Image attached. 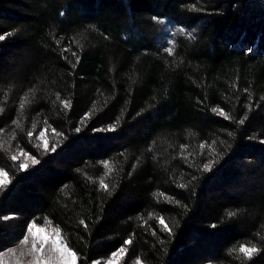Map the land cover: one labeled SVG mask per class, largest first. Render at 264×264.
Here are the masks:
<instances>
[{
    "label": "trees",
    "instance_id": "trees-1",
    "mask_svg": "<svg viewBox=\"0 0 264 264\" xmlns=\"http://www.w3.org/2000/svg\"><path fill=\"white\" fill-rule=\"evenodd\" d=\"M0 35V252L264 264V0H0Z\"/></svg>",
    "mask_w": 264,
    "mask_h": 264
},
{
    "label": "snow or ice",
    "instance_id": "snow-or-ice-1",
    "mask_svg": "<svg viewBox=\"0 0 264 264\" xmlns=\"http://www.w3.org/2000/svg\"><path fill=\"white\" fill-rule=\"evenodd\" d=\"M5 37L3 35H0V41L4 40ZM173 49L172 48H168L167 52L168 53H172ZM63 106L65 108L70 107V102L69 101H63ZM21 108L24 107L23 104L20 105ZM214 112H218L220 115H225L223 109H213ZM243 121H241L242 123ZM110 130H114V129H110ZM53 131L55 132V129H53ZM76 132L80 131V128H76L75 129ZM29 137L32 136V133L29 132L27 134ZM57 135H59V133H57ZM40 137L43 138L44 137V132L40 133ZM44 147L45 149H47V141L44 142ZM201 147H203V145H201ZM52 151H55V148L52 149ZM21 155L24 156H29L28 153L21 151L20 153ZM32 162L34 164L39 163V161L34 157V156H30L29 157ZM17 157L13 156L12 160H16ZM20 167L22 169H27L28 164L27 163H23L20 165ZM204 170L205 171H211V165L206 164L204 165ZM7 175L6 172L3 171V169H0V177H3ZM4 181L2 179H0V185H3ZM101 186L104 189L108 188V185L105 184L103 181L100 182ZM179 187L183 188L185 187V185L181 184L179 185ZM177 203H179V201H177ZM81 224H83V220L80 221ZM159 223L161 225L164 226L165 230L168 232H171V229L168 227V225L165 223L163 217H161L159 219ZM85 227H87L85 225ZM36 225L35 223H31L27 226V232L28 235H24L22 237V239L19 241L20 245H23L25 247H27L29 245V243L31 244L30 248H27V253H25L24 251L21 252V255H26V254H32L33 255V260L30 262V264H75L76 261V254L74 252H72L71 249H69L66 244H64L61 240H60V230L59 229H54V233H55V238L52 239L51 241V247L49 249V253L47 255H44V246L45 244L48 242L47 239L45 237H37L36 236ZM39 231H43V229H39ZM30 237H32L31 241H30ZM126 244H131L132 241L131 240H127L125 242ZM39 245V247H38ZM241 252L246 253V254H251L252 252H255L256 249L255 247L249 249L248 247H241L240 249ZM8 253H11L12 255H15L17 252V249L15 247L9 248L7 250ZM125 253V249L121 248L119 249L118 252H114L112 253V256L118 257L121 254ZM7 253H2L0 252V260H2V257L4 255H6ZM95 264H100L99 261H96ZM109 264H111V261H109ZM137 264H139V261L137 262Z\"/></svg>",
    "mask_w": 264,
    "mask_h": 264
},
{
    "label": "rangeland",
    "instance_id": "rangeland-1",
    "mask_svg": "<svg viewBox=\"0 0 264 264\" xmlns=\"http://www.w3.org/2000/svg\"><path fill=\"white\" fill-rule=\"evenodd\" d=\"M0 169H3V171L7 173V175L0 177V179H2L4 181L3 184H6L9 181L8 172L6 171L5 168H3L1 166H0ZM35 225H36V229H37L36 236L37 237H45L48 241L44 246V253H43L44 255H47L49 253V249L51 247V241H52V239L55 238V233L53 230L56 228H54L53 226H50V225H39V224H35ZM39 229H43V231H39ZM25 235H28L27 231H26ZM31 239H32V237H30V241H31ZM20 240H18L16 243L10 245L9 247H7L1 251L2 253H7V254L2 257V260H0V264H30V262L33 260V255L32 254L21 255V252L24 251L25 253H27V248H30L31 244L29 243V245L27 247H25V246L19 244ZM60 240L64 244H66V246L69 248V246L65 242L64 238L62 237L61 233H60ZM12 247H15L17 249V252L15 255H12L11 253L7 252V250L9 248H12ZM38 247H39V245H38ZM69 249H71V248H69ZM72 252H74V251L72 250ZM123 255H124V253L118 257H115V258L113 256H111L110 258L103 260V261H99V262H100V264H109V261H111V264H123L122 263ZM138 261H139V264H144L142 261H140V260H138ZM95 262L93 264H95ZM137 262L134 264H137ZM75 264H79L77 254H76Z\"/></svg>",
    "mask_w": 264,
    "mask_h": 264
}]
</instances>
